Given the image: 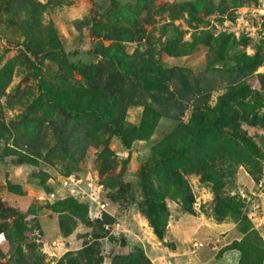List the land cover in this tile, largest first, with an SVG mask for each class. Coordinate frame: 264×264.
I'll return each instance as SVG.
<instances>
[{"label":"rangeland","instance_id":"374dc122","mask_svg":"<svg viewBox=\"0 0 264 264\" xmlns=\"http://www.w3.org/2000/svg\"><path fill=\"white\" fill-rule=\"evenodd\" d=\"M38 1L67 65L55 60L60 52L48 57L49 50L36 47L32 54V40L9 12L15 6H1L0 264H238L233 241L253 231L264 246V104L251 112L258 123L237 122L254 146L229 136L214 140L205 176L180 160L183 181L172 180L155 152L191 114L182 80L190 91L201 89L198 98L211 106L238 84L260 86L256 73L264 62L242 74L234 63L241 52L264 53V0H154L139 10L137 0ZM107 19L134 28L133 38L122 40L125 50L149 52L166 66L159 78L173 92L168 103L178 102L144 136H128V144L104 119L77 113L67 120L44 89L68 91L65 105L79 107L86 98H77L90 95L85 90L96 84L107 92L104 84L115 80L126 129L140 121L144 105L159 108L152 96L131 90L130 74L95 52L96 41L112 39L95 30ZM118 32L109 25L110 36ZM176 42L196 46L183 53L187 47ZM178 50L183 54H171ZM149 195L161 238L148 218Z\"/></svg>","mask_w":264,"mask_h":264},{"label":"trees","instance_id":"16d2710c","mask_svg":"<svg viewBox=\"0 0 264 264\" xmlns=\"http://www.w3.org/2000/svg\"><path fill=\"white\" fill-rule=\"evenodd\" d=\"M153 1L154 0H137V10L146 8L149 3ZM5 2L15 6L9 8L12 10V12L10 10L9 12L19 17L16 22L19 23L20 30L24 36L32 40V43L28 44V49H30L32 54L37 53L36 47L41 51L49 50L50 53L47 54L48 57H51L54 52H60L62 56L61 59H57L55 56V60L61 62L60 64L67 65L65 52L63 51V47L58 39L52 22H42L43 3L38 0H0V8ZM118 23L121 24V20L113 22V20L107 19L106 21H99L96 23L97 26L95 30L97 29L98 32L101 30L106 32L107 34L105 36L112 37V39L108 44H104L100 40L96 41V48L94 50L104 58L107 63L115 64L122 72L130 74V77L135 83V86L133 85L131 90H137V92L152 96L151 99L159 108H155L156 106L152 105L153 103L144 105L140 121L136 125H131L126 129L123 127L122 119L119 118L120 113L122 115V112H124L126 103L121 100V97L114 95L115 91L118 89V83L115 80H109L108 84L107 82L104 84V87L108 85L110 89V91L105 92L99 89L98 85H93L91 81L92 78L87 72H82V75L84 74V76L91 81L93 87L85 90L86 93H90V95L86 94L83 97L81 94L79 98H77L79 103L86 98V105H80L79 107L71 106V108H69L65 105L68 103L67 100L69 99L67 96L68 91L58 89L52 84L44 85V89L47 98L52 101L53 104L56 103V107L60 106L61 111L68 114L65 115L67 120L77 113L79 115H90L97 119H104L103 121L106 120L107 123H110L109 126L113 132L120 135L125 144H128V136L131 134L132 136H144V134L152 130L154 124L161 116H168L170 114L169 110L175 109L178 106V102L174 100L168 103L173 92L166 87L165 83L163 84L160 81L159 77L167 70L166 66L157 65L156 61L153 60V55L149 52L145 53V51L140 49H136L132 53L126 51L122 40L133 38L134 28L125 27L124 29V27L119 26ZM109 25L113 26L116 30L119 29L118 34L110 36L108 34ZM142 28V26L137 27L136 30L142 33ZM124 34H127V37L124 36ZM174 45L187 47L183 53H188L196 46V43L192 42L190 43L191 46H186L185 43L180 44L176 42ZM167 48L168 47H166V49ZM183 53L178 50L171 54L180 55ZM263 62L264 53L256 50L254 54H247L246 52L239 53L235 59L234 65L237 73L242 74L246 70L250 72V70H253L257 65ZM256 75L259 77L258 81L260 83L258 88H252V86L246 84V82L238 84V86H234V90L224 92L219 97L218 102L213 106H211L206 99L198 98V95L203 92L201 89L194 88L190 91L188 89L189 87H186V85L191 86L189 85L190 81L186 82V80H182V83L186 84L181 89L185 94L183 97H185L184 99L186 100H192L191 114L187 120H180L170 134H168L162 147H158L159 149L155 150L161 162L166 167L165 170L168 172L166 176L168 178H172V180L175 179L177 182L182 183V175L178 170V166L176 167L175 165L177 162H180V160H186V164L189 166L190 170H197L204 176L207 175L209 172L207 169H209V163L212 158L211 152L213 150L215 151L214 147H216L214 145V140L218 138L229 136L233 138L234 144L235 142H239L241 144L238 145H242L243 147L247 144L248 146H254L250 138L240 131L237 122L244 120L250 124L258 123L257 118L254 116L256 115V110L264 104V72L256 73ZM122 77L123 76L118 79ZM210 88L211 87H208V89ZM152 90L153 93H150ZM163 92L169 95L165 96L167 100L164 96H159ZM206 94H208V92H206ZM253 95H257V98L254 100H252ZM233 99L234 104L232 103ZM117 106L121 110H118ZM117 111H119V113ZM253 111L255 112L251 115ZM221 143L222 141H220V144ZM146 194L149 193L146 192ZM154 199H151L150 195L147 198V205L150 209L147 214L154 227L155 233L161 238L163 234L162 229L158 226L153 215V210L155 209ZM231 247L237 248L240 251L238 264H263L264 262V246L260 243V239L259 243L258 241L256 242L253 231L251 234L242 238V240L233 241ZM116 257L123 258L124 256L116 255ZM71 261H73V259H69L68 264H72ZM89 261L92 264H98V261ZM147 262H149L148 259Z\"/></svg>","mask_w":264,"mask_h":264}]
</instances>
